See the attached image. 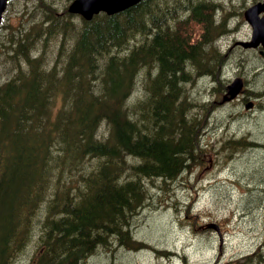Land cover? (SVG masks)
<instances>
[{"label":"trees","instance_id":"obj_1","mask_svg":"<svg viewBox=\"0 0 264 264\" xmlns=\"http://www.w3.org/2000/svg\"><path fill=\"white\" fill-rule=\"evenodd\" d=\"M200 1L141 0L79 22L48 7L44 46L51 32L60 38L51 57L38 44L43 27L13 33L12 73L0 81V264L25 253L29 264H83L99 247L147 246L131 224L149 182L210 162L202 133L213 103L186 86L200 76L223 94L228 83L212 45L225 20L212 31L215 4ZM190 7L201 12L184 15ZM245 93L261 98L264 86ZM254 147L264 143L246 134L223 145L228 155ZM216 264H264V236Z\"/></svg>","mask_w":264,"mask_h":264},{"label":"rangeland","instance_id":"obj_2","mask_svg":"<svg viewBox=\"0 0 264 264\" xmlns=\"http://www.w3.org/2000/svg\"><path fill=\"white\" fill-rule=\"evenodd\" d=\"M71 1L11 0L0 28V81L12 73L7 49L13 33H25L33 27L45 29L48 23L43 18L48 15L47 8H55V14L60 16ZM206 1L215 4L212 31L218 30L216 25L221 19L225 20V31L215 33L212 42L224 54L226 66L219 69L225 80L229 82L236 75H242L248 80V89L261 90L264 58L239 43L250 39L252 29L244 18V10L256 0ZM46 31L38 44H41L40 50L45 49V55L51 57L56 53L60 38L51 32L44 46ZM193 33L198 36L199 31ZM255 71L261 73L254 75ZM190 83L186 88L193 100L208 99L213 103L202 133L210 162L194 165L173 182L163 183L157 179L149 182L151 198L139 209L131 224L135 237L144 241L146 247L128 249L114 245L111 251L100 247L83 264H216L219 259L226 261L254 249L262 240L264 148L254 147L228 155L223 145L226 135L243 134L264 143V96L250 95L257 103L246 109L245 98L249 97L245 92L221 103L223 94L213 93L211 79L197 76ZM144 92L143 84L139 83L135 97L143 96ZM198 221L203 225L218 223L221 235L213 228L195 226ZM174 253L179 256H173ZM29 257L30 254L25 253L15 264H29Z\"/></svg>","mask_w":264,"mask_h":264},{"label":"water","instance_id":"obj_3","mask_svg":"<svg viewBox=\"0 0 264 264\" xmlns=\"http://www.w3.org/2000/svg\"><path fill=\"white\" fill-rule=\"evenodd\" d=\"M141 0H73L69 6L68 11L71 13H79L87 20L93 18V16L101 11L108 14H114L121 10H124ZM9 0H0V27L3 20V15L7 9ZM245 19L249 22L252 28L251 39L248 41H241V44L245 47H258L261 46L260 53L264 54V1H257L254 4L248 6L244 11ZM244 78L242 76H236L227 85V91L223 96V100H232L244 90ZM254 106V101L249 99L245 103L247 109ZM214 226L217 230L219 227L215 224H209Z\"/></svg>","mask_w":264,"mask_h":264},{"label":"flooded vegetation","instance_id":"obj_4","mask_svg":"<svg viewBox=\"0 0 264 264\" xmlns=\"http://www.w3.org/2000/svg\"><path fill=\"white\" fill-rule=\"evenodd\" d=\"M199 2H201L200 0H198ZM257 1V0H256ZM192 2H193V4H198L199 2H197L196 0H192ZM255 2V1H254ZM192 12H196V13H199V12H201V8H194V7H190V8H184V15L186 14V13H192ZM78 17H80L79 19H81L82 17L81 16H78ZM249 49H252V50H254L255 52L256 51H259V48H253V47H250ZM262 57H264V56H262ZM261 57V58H262Z\"/></svg>","mask_w":264,"mask_h":264},{"label":"bare ground","instance_id":"obj_5","mask_svg":"<svg viewBox=\"0 0 264 264\" xmlns=\"http://www.w3.org/2000/svg\"><path fill=\"white\" fill-rule=\"evenodd\" d=\"M235 10V9H234ZM230 11V10H229ZM232 12V11H231ZM216 19V18H215ZM222 20V19H221ZM223 24V23H222ZM206 40V39H205ZM215 51V50H214ZM212 53V52H211ZM213 56V55H212ZM229 57V56H228ZM214 58V57H213ZM222 60V59H221ZM250 63V62H249ZM200 80V79H199ZM193 81V80H192ZM191 84V83H190ZM250 94H251V92H250ZM259 94V93H258ZM264 94V93H263ZM255 95V94H254ZM259 96H260V94H259ZM201 105V104H200ZM228 147V146H227ZM226 149V148H225ZM151 180V179H150ZM136 216V215H135ZM49 219V218H48ZM134 219V218H133ZM131 228H132V226H131ZM114 229V228H113ZM112 234V233H111ZM120 234V233H119ZM116 243V242H115ZM105 247V246H104ZM100 248V247H99ZM131 248V247H130Z\"/></svg>","mask_w":264,"mask_h":264}]
</instances>
